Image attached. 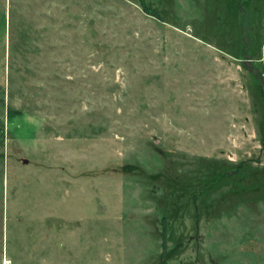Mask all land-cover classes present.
<instances>
[{
	"label": "rangeland",
	"instance_id": "1",
	"mask_svg": "<svg viewBox=\"0 0 264 264\" xmlns=\"http://www.w3.org/2000/svg\"><path fill=\"white\" fill-rule=\"evenodd\" d=\"M0 264H264V0H0Z\"/></svg>",
	"mask_w": 264,
	"mask_h": 264
},
{
	"label": "trees",
	"instance_id": "2",
	"mask_svg": "<svg viewBox=\"0 0 264 264\" xmlns=\"http://www.w3.org/2000/svg\"><path fill=\"white\" fill-rule=\"evenodd\" d=\"M145 9H146L147 11L151 12V10L149 9L148 6H146Z\"/></svg>",
	"mask_w": 264,
	"mask_h": 264
}]
</instances>
